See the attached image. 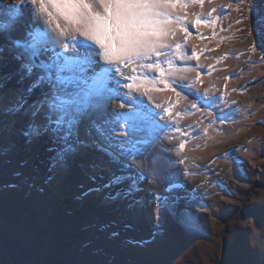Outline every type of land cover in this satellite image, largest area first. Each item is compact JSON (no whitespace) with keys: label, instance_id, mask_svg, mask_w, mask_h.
<instances>
[{"label":"rangeland","instance_id":"374dc122","mask_svg":"<svg viewBox=\"0 0 264 264\" xmlns=\"http://www.w3.org/2000/svg\"><path fill=\"white\" fill-rule=\"evenodd\" d=\"M182 2L188 6L175 11L187 32L173 41L198 57L174 62L193 69L176 80L186 98L178 101L162 84L126 97L160 113L159 124L174 122L136 159L120 157L128 168L97 147L103 141L95 129L86 133L91 120L102 122L94 111L79 124L86 144L63 165L52 159L49 149L61 144L50 133L26 142L22 131L33 119L47 122V108L33 118L31 106L51 89L45 83L27 94L37 73L21 79L8 36L24 39L27 25L47 26L26 0L12 30L0 29V264H264V0ZM20 3L0 0L2 6ZM206 19L217 22L207 26ZM0 23H8L6 12ZM206 90L216 103L192 110L191 100ZM21 94L24 110L5 112ZM122 102L109 100L107 113L133 110L132 104L119 107ZM170 103L176 105L171 118L163 115ZM182 142L184 150L177 151ZM141 173L133 188L131 178ZM114 176L124 179L110 183Z\"/></svg>","mask_w":264,"mask_h":264},{"label":"snow or ice","instance_id":"6c2138e0","mask_svg":"<svg viewBox=\"0 0 264 264\" xmlns=\"http://www.w3.org/2000/svg\"><path fill=\"white\" fill-rule=\"evenodd\" d=\"M30 2L33 5V17L44 18L43 22L47 27L41 28L39 23H31L27 25L24 39L8 36L9 50L20 61L21 79L24 75L31 77L34 72L37 73V79L28 87L27 94L45 83L51 91L44 94L43 100L31 106L33 118L46 107L47 122L37 125L33 119L22 131L26 142L31 143L42 131L50 133L54 141L58 140L61 144L59 148L49 149L56 153L52 159L56 164L63 165L69 155L75 154L80 146L86 144L79 138V124L84 118L91 119L94 111L103 116L102 122L91 120L86 127V133L90 134L91 129H95L103 141L97 147L107 152L112 161L128 168L126 161H122L120 157L131 156L136 159L143 154L145 146L159 138L161 132L174 127V122L159 124L156 117L160 113L126 97L136 91L148 95L150 92L159 91V85L162 84L165 90L175 92L178 101L186 98L177 90L183 85H178L176 80L186 79L187 73L193 69L177 68L174 62L198 57L195 51L186 55L181 42H174L173 37L178 32H187L184 18L175 10H182L188 4L182 0ZM197 2L203 5L204 0H191L193 4ZM26 6V0H21L19 5H0V15L6 12L8 16V23H0V29L11 31L15 23L23 17ZM217 11L216 8L212 9V12ZM208 15L211 16V12ZM217 19H206L204 23L212 26ZM199 22L200 17H197L194 23ZM240 22L237 20V23ZM53 24L55 27H52ZM58 44L60 51H57ZM0 51L3 49L0 48ZM42 53L51 55L44 60L40 59ZM96 56L104 61L105 67L99 66ZM153 73L155 75H151ZM195 83V80L190 81L187 86L192 87ZM121 89H127L128 92L122 93ZM112 99L123 101L119 105L121 108L132 104L133 110L107 113V102ZM215 103L216 100L210 98L206 90L203 96L197 95L191 100L190 107L198 112L201 108H208ZM25 104V95L21 94L3 110L15 114L24 110ZM175 106V103H170L168 107H164L163 115L171 118ZM156 107L162 106L157 104ZM176 115L179 116L180 113ZM146 130L150 132L148 137L141 135ZM176 130L181 135L184 134L183 130ZM113 132L125 139L116 140L112 136ZM184 143L179 145L177 151L184 150ZM140 176L142 173L131 178L133 188ZM51 178L50 175L48 179ZM123 179V176H114L110 183H119Z\"/></svg>","mask_w":264,"mask_h":264}]
</instances>
